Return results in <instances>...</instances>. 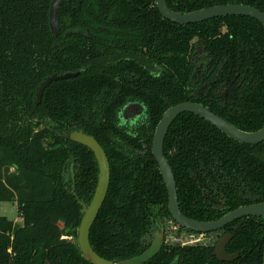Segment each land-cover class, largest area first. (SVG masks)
<instances>
[{"label":"trees","instance_id":"16d2710c","mask_svg":"<svg viewBox=\"0 0 264 264\" xmlns=\"http://www.w3.org/2000/svg\"><path fill=\"white\" fill-rule=\"evenodd\" d=\"M53 1L0 0V203L16 202L23 219L0 217V264H92L74 230L83 218L79 201L89 205L94 197L99 165L90 148L68 139L76 130L98 140L111 166L91 245L101 257L121 262L148 250L158 222L172 219L152 152L168 108L202 103L240 130L264 126V27L248 16L178 24L161 14L155 0H62L54 32ZM167 3L179 13L223 4L264 12V0ZM199 49L208 53V64L195 63ZM197 68V86L213 82L204 97L193 85ZM79 71L53 82L37 104L48 76ZM242 78L243 87H230L226 99L216 93ZM132 101L146 111L124 126L120 113ZM164 150L189 218L216 220L264 201V142L242 144L185 112L172 124ZM72 157L75 185L65 170ZM205 188L220 192L222 209L210 200L206 207ZM228 232L233 237L226 251L238 257L224 262L214 250ZM210 235L216 238L208 246L167 243L146 264H264V217H244Z\"/></svg>","mask_w":264,"mask_h":264},{"label":"water","instance_id":"95a60500","mask_svg":"<svg viewBox=\"0 0 264 264\" xmlns=\"http://www.w3.org/2000/svg\"><path fill=\"white\" fill-rule=\"evenodd\" d=\"M62 0H54L52 3L51 14H50V23L52 30L57 31L58 28V10ZM156 5L161 12V14L178 24H192L198 22H204L217 17L224 16H248L258 20L264 27V12L258 8L244 4H223L216 5L211 7L202 8L199 10L179 13L170 8L167 3V0H155ZM80 72H66L62 74H53L48 76L39 86L37 91V104L41 103L42 97L45 90L53 83L63 79H69L77 77ZM185 112L194 113L198 116H201L205 120L209 121L213 126L218 128L224 134L229 136L235 141L248 144L256 145L264 142V126L253 132H247L240 130L236 126L232 125L230 122L219 116L218 114L210 111L203 104L196 102H182L177 105L170 107L162 116L160 122L157 125L154 141H153V155L156 158L160 172L164 178L167 190L169 203L168 207L173 218L177 223L188 230L194 231L196 233H211L219 231L225 228L227 225L235 222L238 219L257 216L264 217V201L240 206L223 217L212 220V221H199L186 217L179 206L178 202V191L175 180V175L173 169L165 155L164 144L167 134L171 125L174 121ZM68 138L71 141L77 142L84 146L90 148L98 161L99 165V177L98 184L94 197L89 205L85 202L79 201L82 205L83 218L81 224L77 230H74L77 233V242L81 252L84 257H86L92 264H146L156 257L162 250L165 243V235L162 231L157 233L155 240L151 247L148 248L144 253L139 256L133 257L128 260L121 262H114L108 259H105L98 255L93 249L90 242L91 229L99 215V212L106 200L110 182H111V166L109 158L106 154V151L98 142V140L82 130L73 131L68 135ZM74 160L71 163V177L74 180V170H73ZM75 181V180H74ZM233 235L228 232L224 234L217 242L214 255L224 262H231L237 259V254H229L226 251L227 244L231 241Z\"/></svg>","mask_w":264,"mask_h":264},{"label":"flooded vegetation","instance_id":"af4514ba","mask_svg":"<svg viewBox=\"0 0 264 264\" xmlns=\"http://www.w3.org/2000/svg\"><path fill=\"white\" fill-rule=\"evenodd\" d=\"M206 61V64H208V53L207 52H204L202 49H199L198 53L194 54V61L195 63H200L202 64L203 62L201 61ZM80 72V71H79ZM201 73V70L199 68H197V70L194 72L193 74V77L192 78H197L196 80H193L194 83L193 85L195 86L194 89H196V86L197 84L201 81L202 78H200V75ZM238 78V76L236 77ZM237 79L235 80H232V81H227L225 82L223 85H220L219 88L216 90V93L218 95H220V97L222 99H226L228 96H229V88L232 87V90H237L239 88H242L243 85H244V81H245V78H242L241 81L239 82H236ZM200 84V83H199ZM213 82H204L203 84L197 86V90L195 91L196 95L197 96H200V97H204V96H207L208 95V89H209V86L212 85ZM202 104V103H201ZM205 106V105H204ZM145 107L142 103L138 102V101H132V102H129L127 103L124 108L122 109L121 113H120V123L122 125H129V126H132L133 124H135V122L138 121V119H140V117L138 118V114L140 113V110H142V108ZM207 107V106H205ZM208 108V107H207ZM128 109V110H127ZM169 109V108H168ZM209 109V108H208ZM210 110V109H209ZM145 111H146V107H145ZM145 111H143L142 113L144 114ZM211 111V110H210ZM124 112V114H123ZM138 112V113H137ZM141 114V113H140ZM183 114V113H182ZM220 116V115H219ZM201 117V116H200ZM202 118V117H201ZM223 118V117H222ZM207 121V120H206ZM175 122V121H174ZM209 122V121H208ZM172 126V125H171ZM171 128V127H170ZM170 130V129H169ZM76 131H80V130H76ZM73 132V131H71ZM69 132L68 135L71 133ZM84 132V131H83ZM168 135V134H167ZM68 137V136H67ZM69 139V138H68ZM70 140V139H69ZM241 143V142H240ZM244 144V143H242ZM260 144V143H259ZM248 145V144H247ZM258 145V144H256ZM153 152V150H152ZM168 159V158H167ZM74 160V165H73V170H74V176H75V159L74 157H72V161ZM72 163V162H71ZM71 163L70 165H67L66 166V173H70L71 175V172H70V169H71ZM174 172V171H173ZM175 175V174H174ZM163 177V176H162ZM208 177V176H207ZM72 178V177H71ZM164 179V178H163ZM73 180V179H72ZM74 180H75V177H74ZM73 180L74 182V185H75V181ZM175 180H176V177H175ZM165 182V181H164ZM176 185H177V182H176ZM75 189V187H74ZM205 192H204V197L206 198V207L208 208V200L212 201V202H215V207L217 209H222V203H223V197L222 195L220 194V192L218 190H215L214 193H212L210 190L208 191V188L206 189L205 188ZM178 191V190H177ZM215 193H219L220 195H216ZM178 202H179V206H180V201H179V196H178ZM168 203H169V197H168ZM250 205V204H249ZM169 208V207H168ZM180 209H181V206H180ZM234 210V209H233ZM170 211V210H169ZM182 211V209H181ZM232 211V210H231ZM230 212V211H229ZM182 213L184 214V212L182 211ZM228 213V212H227ZM226 213V214H227ZM185 215V214H184ZM225 215V214H224ZM223 215V216H224ZM186 217H188L187 215H185ZM222 216V217H223ZM171 217L172 219H165L164 221H159V226L157 227L156 230L153 231L152 233V236H153V239H152V243L151 245L153 244L154 240H155V236L157 233H161L162 231L164 232V235H165V243H164V246L168 243V244H171L167 241V233L168 231L170 230V228H174V227H177V232H185V233H188V234H193V235H197V234H201L205 237H208V234L210 233H196L194 231H191V230H188L184 227H181L177 221L173 218L172 214H171ZM189 218V217H188ZM221 218V217H220ZM192 219V218H191ZM219 219V218H218ZM217 220V219H216ZM239 220V219H238ZM199 221H202V220H199ZM212 221V220H211ZM237 221V220H236ZM235 221V222H236ZM233 222V223H235ZM231 223V224H233ZM182 228V229H181ZM223 236V235H222ZM221 236V237H222ZM220 237V238H221ZM219 238V239H220ZM218 239V240H219ZM218 242V241H217ZM197 241H193V240H189V242H186L185 244L184 243H176V244H179V245H194L196 244ZM205 245L208 246L209 243H206V242H201ZM173 244V243H172ZM217 244V243H216ZM175 245V244H173ZM163 246V247H164ZM151 247V246H150ZM163 249V248H162ZM161 252V251H160Z\"/></svg>","mask_w":264,"mask_h":264},{"label":"rangeland","instance_id":"374dc122","mask_svg":"<svg viewBox=\"0 0 264 264\" xmlns=\"http://www.w3.org/2000/svg\"><path fill=\"white\" fill-rule=\"evenodd\" d=\"M128 110V109H127ZM145 111V107L140 110V113L138 114V118L142 116V112ZM138 113V112H137ZM124 114V112H123ZM20 213L18 212V205L16 202H1L0 203V217H7L10 220H13L17 223H22L23 219L19 215ZM214 235H210L208 237H205L201 234H188L185 232H177V227L170 228V230L167 233V241L169 243H186L189 242V240H195L197 243L201 242H206V243H211L216 237H212ZM74 240L75 238H69Z\"/></svg>","mask_w":264,"mask_h":264}]
</instances>
